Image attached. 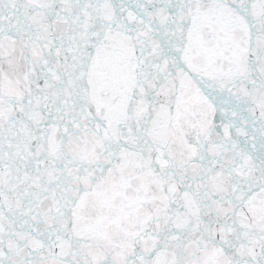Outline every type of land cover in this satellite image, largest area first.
Listing matches in <instances>:
<instances>
[{"label":"water","instance_id":"95a60500","mask_svg":"<svg viewBox=\"0 0 264 264\" xmlns=\"http://www.w3.org/2000/svg\"><path fill=\"white\" fill-rule=\"evenodd\" d=\"M0 264H264V0H0Z\"/></svg>","mask_w":264,"mask_h":264}]
</instances>
